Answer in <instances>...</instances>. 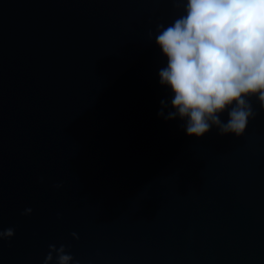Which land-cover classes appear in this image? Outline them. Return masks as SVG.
Masks as SVG:
<instances>
[{
  "label": "water",
  "instance_id": "water-1",
  "mask_svg": "<svg viewBox=\"0 0 264 264\" xmlns=\"http://www.w3.org/2000/svg\"><path fill=\"white\" fill-rule=\"evenodd\" d=\"M184 2L0 0V264H264V109L240 138L167 119Z\"/></svg>",
  "mask_w": 264,
  "mask_h": 264
},
{
  "label": "clouds",
  "instance_id": "clouds-1",
  "mask_svg": "<svg viewBox=\"0 0 264 264\" xmlns=\"http://www.w3.org/2000/svg\"><path fill=\"white\" fill-rule=\"evenodd\" d=\"M184 13L158 25L155 36L167 58L160 83L173 93L167 119L185 121L189 137L216 127L222 136L240 138L256 115L251 98L264 109V0H185ZM13 236V228L0 231V240ZM54 255L56 264H72L64 245H49L44 264H52Z\"/></svg>",
  "mask_w": 264,
  "mask_h": 264
}]
</instances>
